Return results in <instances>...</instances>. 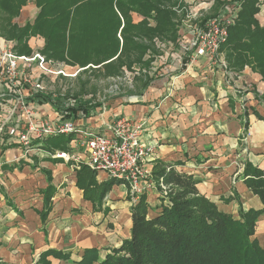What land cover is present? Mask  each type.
Listing matches in <instances>:
<instances>
[{"label": "crops", "instance_id": "0c3cea01", "mask_svg": "<svg viewBox=\"0 0 264 264\" xmlns=\"http://www.w3.org/2000/svg\"><path fill=\"white\" fill-rule=\"evenodd\" d=\"M5 1L0 0V42H13V50L23 55L18 52L19 40L12 37L14 32H7L8 24L18 31L33 26L43 7L39 0H15L6 11ZM199 2L212 3L209 12L201 11L200 15L206 18L217 15L227 1L196 3ZM164 6H174L171 11L175 33L157 36L154 42L143 36L141 30L159 26L156 8ZM192 6L183 0H77L65 10L70 19L59 18L56 39L49 35L57 32L53 30H57L58 22L50 29L56 19L53 10L59 15L63 12L50 7L52 10H44L54 17L48 18L50 24L43 33L30 28L22 42L32 52L44 55L48 42L65 43V52L54 60L72 68L83 67L79 61L108 69L124 57L138 61L135 67L142 71H126L132 84L123 82L119 87L121 90L127 86L128 91L99 103L92 100L94 95L86 102L77 97L84 105L94 106V111L88 117L77 113L63 120L107 136L112 135L107 125L117 118L142 124V141L154 150L153 172L162 163L172 165L178 173L194 176L200 181L198 190L202 195L222 212L239 218L240 211L263 207L260 198L245 184L243 172L247 163L264 172V82L259 74L247 70L239 74L240 84L237 81L230 85L224 73L211 67L206 57L186 70L192 39L187 33L188 25L196 23L188 19ZM103 15L111 16L106 19L108 23H101ZM261 16L262 13L257 15L264 25ZM108 30L116 42L113 54L85 59L78 42H93L96 38L109 47L108 40L101 39V32ZM123 31H127L126 37ZM126 38L134 42H125ZM136 44L146 49H132ZM50 85L53 84L48 82L49 88ZM62 87L59 90L64 93L66 89ZM237 87L246 89L239 94ZM3 92L7 95L9 89ZM70 96L73 95L67 97ZM48 99L39 105L37 120L57 119L53 98ZM15 106L14 97H0V128L11 124L25 126L27 120L22 112L11 118ZM6 136L0 135V144H7V149L0 148V264H41L44 255L42 262L47 264H80L85 255H92L94 264H101L132 237V208L140 198L145 196L152 209L163 197L159 179L154 176L156 182L151 181L150 188L139 199L123 184L113 185L100 199L98 190L112 181L106 173L96 172L97 189L92 187L93 193L85 192L79 186L85 165L77 168L73 163L53 158L55 152L62 150L51 149L48 140L25 156L20 144L11 145V139L4 141ZM73 144L71 141L69 150L64 152H70ZM82 151L81 148L76 152ZM230 198L231 201H225ZM154 215L151 210L150 216ZM254 238L264 250V214L258 219Z\"/></svg>", "mask_w": 264, "mask_h": 264}, {"label": "trees", "instance_id": "16d2710c", "mask_svg": "<svg viewBox=\"0 0 264 264\" xmlns=\"http://www.w3.org/2000/svg\"><path fill=\"white\" fill-rule=\"evenodd\" d=\"M14 1H5L7 6L3 5V7L5 6L6 11L11 9L9 4ZM49 1L39 0V5L43 9L33 26L27 25L18 31L16 27H11L8 24L7 32L13 31L12 37L19 40L21 45L18 49L20 54H32V51L26 46V42H22V39L28 37L30 28L43 33L50 24L48 18L54 16L56 19L54 18L55 21L50 29L54 27L55 22H58L57 30H53L57 32L49 35L56 39L61 25L59 18L64 21L69 20L71 15L67 14L65 10L75 5L77 0H62V6L60 0ZM241 1L243 3L239 20L235 26L230 28L228 41L222 46L221 51L225 53L228 69L231 72L241 73L246 66H249L254 73L260 74L264 81V27L256 19V16L261 12L258 7L259 2L258 0ZM50 7L57 8L58 12L63 13L59 15L53 10L54 16L47 15V11L52 10L48 9ZM46 8L48 10H44ZM156 13L159 26L156 29H150L147 26L142 28L143 36L149 39L163 36L165 33L174 36L172 11L166 8H156ZM103 17L104 20H101V23L107 21L109 16L103 15ZM123 33L126 37L127 31H123ZM125 42L134 41L131 38H126ZM65 45L59 41L48 42L45 53L49 58L59 59V56L65 52ZM128 45L129 43L126 46L128 47ZM132 49L142 52L146 47L136 44ZM71 55L74 57L75 54L71 53ZM74 58L78 59L76 56ZM79 62L82 63L81 65H85L83 67L88 64L87 61ZM122 64V60L119 59L116 64H111L112 66L109 67L113 69ZM70 99L71 101H69ZM75 100L77 105H75ZM77 100L68 98L64 103L56 102L55 111L63 119L76 116L77 113L88 117L94 111V106L84 105L82 100H79V104ZM47 101H49L48 97H42L40 104ZM65 137L68 140L67 146L50 144L54 143L52 140L54 138H52L48 139L50 148L69 150L73 136ZM9 140L8 136L4 138L5 142ZM11 145H13L12 142ZM0 148L7 149V144H0ZM167 168H172V165L158 163L153 173L157 179L163 178L164 184L169 186L168 197L162 195L160 203L151 209L146 197L142 196L139 203L132 208V237L125 240L122 246L115 249L101 264H264V250L260 247L258 240L254 238L258 219L264 214V172L262 170L247 163L243 172L245 184L254 195L260 198L262 209L240 211L239 218H235L231 214L222 212L214 202L199 192L200 181L197 178L178 173L173 168L168 172ZM95 178L96 172L85 166L81 171V177H79V186L85 192L93 193L91 188L96 187ZM115 184L121 185L122 183L112 180L101 187L98 190L100 199H103ZM225 201H231V198L225 199ZM151 210L155 213L152 217L150 216ZM44 257L46 258V255ZM43 258L41 264H47L42 262ZM80 264H94V257L85 255Z\"/></svg>", "mask_w": 264, "mask_h": 264}, {"label": "built area", "instance_id": "2783aa9c", "mask_svg": "<svg viewBox=\"0 0 264 264\" xmlns=\"http://www.w3.org/2000/svg\"><path fill=\"white\" fill-rule=\"evenodd\" d=\"M184 1L194 6L189 9L188 19L196 22L188 25L187 33L192 37L191 51L186 55L188 70L199 58L206 57L211 67L218 68L224 73L230 85L236 84L235 77L240 78V76L228 69L221 48L228 41L230 28L235 26L243 2L230 0L217 15L205 18L200 15L201 11L209 12L212 3H196L198 0ZM258 5L263 13V2ZM13 47V42H0V89H9L7 95L0 90V97L3 99L8 94L14 97L16 106L11 118L16 113L22 112L27 121L23 128L15 124L1 126L0 135L6 133L11 142L20 144L25 156L38 150L40 144L48 139L73 136L74 149L72 148L70 152L57 151L52 155L53 158L73 163L77 168L85 165L97 173H106L111 180L126 185L136 199L145 194L154 178L151 165L155 158L153 148L142 141L143 125L134 123L128 118H117L114 123L107 125L112 133L111 136H107L78 127L73 122L64 121L58 112H56V120L51 121L46 118L37 120L42 97L53 98L54 107L56 102L64 103L68 99L63 92L57 93V87L52 88L50 85L49 88L47 83L51 82L54 86L60 83L59 88H63L62 84L65 80L77 79L82 72L90 69V66L85 69L72 68L38 51L30 55H18ZM126 73L123 80L131 86L129 73ZM113 81L115 82L113 89L119 90L117 82L121 79L114 78ZM78 103L80 104V101ZM75 105H77L76 100ZM11 118L8 120L10 121ZM81 148L83 150L81 153L76 152ZM167 171L169 172L170 169ZM159 186L163 195L169 193V186L164 184L163 178H159Z\"/></svg>", "mask_w": 264, "mask_h": 264}, {"label": "rangeland", "instance_id": "374dc122", "mask_svg": "<svg viewBox=\"0 0 264 264\" xmlns=\"http://www.w3.org/2000/svg\"><path fill=\"white\" fill-rule=\"evenodd\" d=\"M226 1L227 0H225V2ZM183 2L186 3L184 0H183ZM258 2L259 3L263 2V4H264V0H258ZM174 6H170V7L164 6V7L167 8L168 10H171ZM241 10H242V8H241ZM262 14L264 16V12ZM263 16H261V17H263ZM256 19L258 20L259 18L256 16ZM238 20H239V18H238ZM238 20H237V22H238ZM258 22L260 23L259 20H258ZM105 23H108V22L105 21ZM261 26L264 27V25H261ZM108 31L101 32V34H102L101 39L108 40L109 47L107 45L105 46L106 42H99L96 38L94 39L93 42H78V45H79L80 49L84 53V55H83L84 58L86 56L87 59H91V58L98 59L99 57H104V56L113 54V51H114L113 48L115 47V43L116 42L112 41V37H111L112 36V32H111V30H108ZM156 38H157V36H155L152 40L154 41V40H156ZM154 42H156V41H154ZM104 46H105V48H104ZM74 47H75V50L78 49L76 42L74 44ZM221 54L224 55V56L221 55L222 57H225V53H223V51H221ZM225 60H226V57H225ZM133 62L134 61L130 60L128 57H124L122 59V63L123 64L120 65V66H118V65L115 66L116 67L115 71H112L111 70L112 68L108 69L107 67H99L100 64H93L95 66H90V69H87L84 72H82L81 76L78 77L77 79H74L72 81L65 80L63 82L62 85L66 89V91H64V94L66 96H68L69 94L73 95L75 98H77V97L81 98L82 97L84 102H86L87 100H90L91 99V95H94V98L92 100L97 101L99 103V102H102V101H106L110 97L114 96V94H116V93H119L121 91H128L127 86H125V89L122 86L121 90L113 89V87H115V82L113 81V79L114 78H120L121 79V81L117 82V85L120 87L123 84V82H124L123 79H124V75L127 74L126 71H128L129 73H132V72L134 73L135 72V71H133L134 69L142 71L141 68H139V66L135 67V65H139L138 61L136 63H133ZM226 63H227V60H226ZM129 65H131V66H129ZM81 66H85V65H81ZM185 66H186V70H188L187 62L185 63ZM87 67H89V66H87V65H86V67H80L79 66L78 68L85 69ZM247 70H251L252 71L251 67L246 66L244 71L241 72V73H238V74H242V73H244ZM232 73L236 74L237 72H232ZM255 74H257V73H255ZM237 81H238L239 84L241 83L239 77H237V78L235 77V82H237ZM134 82H135V85H136V81H134ZM59 84L60 83H57L55 86L51 85L52 88L57 87V93L60 92ZM243 89L245 90L246 88H243ZM243 89H237L236 92L238 93L240 91L239 94H241V92L244 91ZM58 97H60L59 94H58ZM263 101H264V96H263ZM85 104H87V103H85ZM52 140H53L54 143H50V144H54V145H57V144L59 145L60 144V146L61 145L62 146H67L68 145V140H67V137H65V136L64 137L54 138ZM152 182H156V181L153 179ZM165 196H167V195H165Z\"/></svg>", "mask_w": 264, "mask_h": 264}]
</instances>
